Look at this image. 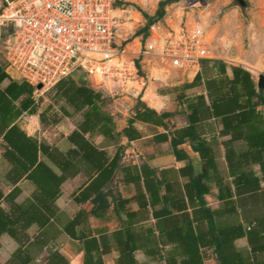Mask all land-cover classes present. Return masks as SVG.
I'll use <instances>...</instances> for the list:
<instances>
[{"label":"crops","instance_id":"0c3cea01","mask_svg":"<svg viewBox=\"0 0 264 264\" xmlns=\"http://www.w3.org/2000/svg\"><path fill=\"white\" fill-rule=\"evenodd\" d=\"M139 70L36 94L0 54V264H264L258 79L215 55Z\"/></svg>","mask_w":264,"mask_h":264},{"label":"built area","instance_id":"2783aa9c","mask_svg":"<svg viewBox=\"0 0 264 264\" xmlns=\"http://www.w3.org/2000/svg\"><path fill=\"white\" fill-rule=\"evenodd\" d=\"M117 1L0 0L4 69L30 82L36 94L78 71L115 94L139 72L135 59L166 71L194 68L209 56L200 16H192L191 22L182 15L176 26L164 17L150 26L138 49L130 51L116 41Z\"/></svg>","mask_w":264,"mask_h":264},{"label":"rangeland","instance_id":"374dc122","mask_svg":"<svg viewBox=\"0 0 264 264\" xmlns=\"http://www.w3.org/2000/svg\"><path fill=\"white\" fill-rule=\"evenodd\" d=\"M160 1L162 0H121L115 4L120 10H125L115 13L117 41L130 51L137 50V37L141 36L136 31L148 23L141 11L154 16ZM245 1L246 5L240 6L235 0H177L165 5L164 16L154 23L163 21L166 17V23L176 26L182 15L184 18L187 16L191 22L192 16H200L205 28L208 55L240 63L252 70L254 77L258 79V75L264 73V0ZM145 38L140 39L144 42ZM135 60L140 68V59ZM127 86L131 89L132 83L129 82Z\"/></svg>","mask_w":264,"mask_h":264},{"label":"trees","instance_id":"16d2710c","mask_svg":"<svg viewBox=\"0 0 264 264\" xmlns=\"http://www.w3.org/2000/svg\"><path fill=\"white\" fill-rule=\"evenodd\" d=\"M174 1L177 0H162L159 2V7L155 13L154 16H150L149 14L141 11L142 15L144 16V18H146L148 20V23L142 28L140 29L138 32V34L143 33L144 35H147L149 32V28L150 26L154 23V21L160 20L162 19V17L165 14V5H167L168 3H172Z\"/></svg>","mask_w":264,"mask_h":264},{"label":"water","instance_id":"95a60500","mask_svg":"<svg viewBox=\"0 0 264 264\" xmlns=\"http://www.w3.org/2000/svg\"><path fill=\"white\" fill-rule=\"evenodd\" d=\"M203 2H205V0H202ZM237 2L238 5L240 6H245L246 5V1L245 0H235ZM188 2H194V0H188ZM257 84L259 88L264 89V73H261L258 75V80H257ZM42 85L39 84L38 87H41Z\"/></svg>","mask_w":264,"mask_h":264}]
</instances>
